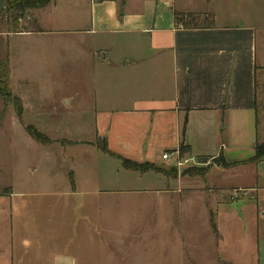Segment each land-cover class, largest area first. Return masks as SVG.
Wrapping results in <instances>:
<instances>
[{"label":"crops","instance_id":"0c3cea01","mask_svg":"<svg viewBox=\"0 0 264 264\" xmlns=\"http://www.w3.org/2000/svg\"><path fill=\"white\" fill-rule=\"evenodd\" d=\"M57 3L53 0L46 10L56 9ZM5 5L0 0V8ZM86 5L83 15L82 1L71 0V12L64 11L70 23L46 35H74L75 42L67 46L74 48L82 73L91 64L96 137L106 139L118 156L139 163L175 165L163 154L179 152L183 143L190 148L182 156L187 166L222 153L227 162L248 167V182L232 190L252 191L253 196H230L236 204L226 203L225 195L204 197L217 228L219 264H261L264 171L249 160L256 141H264V109L257 122L254 108L256 68L264 72V0H89ZM176 12L205 13L213 21L185 28L175 22ZM44 33L32 28L7 32L23 38ZM234 166L215 168L226 173ZM180 174L174 177L178 191L184 185L201 190ZM13 197L14 191L0 193V264H18ZM57 256L76 263L72 256Z\"/></svg>","mask_w":264,"mask_h":264},{"label":"rangeland","instance_id":"374dc122","mask_svg":"<svg viewBox=\"0 0 264 264\" xmlns=\"http://www.w3.org/2000/svg\"><path fill=\"white\" fill-rule=\"evenodd\" d=\"M81 1L84 15L89 0ZM69 3L58 0L52 11L33 10L34 21L22 15L21 28H39L45 31L41 36L9 37L7 25L0 27V55L9 59L11 91L23 105L18 114L14 100L0 96V193L14 191L17 263L55 264L57 254H66L75 264H219L218 236L204 195L238 203L230 196L236 185L248 182V167L236 164L221 173L216 160H198L204 178L185 177L201 190L184 185L178 191L174 176H184L193 165L159 161L156 167L172 176L166 177L126 169L119 158L100 151L96 142L103 139L96 137L90 108L91 64L82 73L74 48L67 46L74 35H46L70 23L64 12H71ZM194 14L185 19L191 25L213 21ZM102 53L96 52L97 60ZM28 126L38 135L32 137ZM261 128L264 132V114ZM245 194L255 193L240 192Z\"/></svg>","mask_w":264,"mask_h":264},{"label":"trees","instance_id":"16d2710c","mask_svg":"<svg viewBox=\"0 0 264 264\" xmlns=\"http://www.w3.org/2000/svg\"><path fill=\"white\" fill-rule=\"evenodd\" d=\"M53 0H5L6 5L3 9L0 10V27L4 24L7 25V32H21L24 28H21L20 24L18 23V20L22 17V15L27 14L28 11H33L35 9L45 8L48 6ZM194 13H175V22L179 25L184 26L185 28H198L200 25H191L186 19H192ZM208 20L212 18L208 14ZM34 17L30 18V20L34 21ZM211 23V21L209 22ZM26 29V28H25ZM40 31V29H36ZM11 84H10V62L9 59L5 60L0 55V96L3 99L9 100L13 99L14 101V108L18 112V114L22 113L23 105L22 100L12 94L11 91ZM254 108L256 110L257 115V122H258V116L261 110L264 109V72L256 68L255 71V103ZM185 128V124H184ZM28 133L35 137V135H38L37 131L32 126H28L26 128ZM46 139H48L46 137ZM97 148L106 153L110 156H116L119 159H121L122 165L124 168L129 170H138L141 172H148V171H158L163 172L160 168L156 167L154 163L149 162H143L139 163L133 160H130L128 158H124L121 156H118L116 153L112 152L107 145L106 139H103L102 143L96 142ZM255 154L254 156L249 160L255 163H260L264 159V141H260L259 139L256 141L254 145ZM190 151V148L183 143L180 145L179 152L181 156H184L186 153ZM199 160H207L208 158H198ZM220 166L229 168L231 166H234L235 163H229L225 160L222 153L219 155V157L215 158ZM170 171L174 172L175 175H177V168L172 167ZM206 174V171L203 170L201 167L193 166L189 167V169L185 170L183 175L184 176H199L204 177ZM176 177V176H174ZM211 225L214 229L215 233L217 234V228L214 222L213 217L211 218Z\"/></svg>","mask_w":264,"mask_h":264},{"label":"built area","instance_id":"2783aa9c","mask_svg":"<svg viewBox=\"0 0 264 264\" xmlns=\"http://www.w3.org/2000/svg\"><path fill=\"white\" fill-rule=\"evenodd\" d=\"M163 159L164 160H170L175 165L183 166V165L189 164L188 160L182 158V156L180 155V152H175V153L166 152V153L163 154ZM241 191H242V193H244L243 190H241V189L234 190L231 198L232 199L240 198L241 197L240 196V192Z\"/></svg>","mask_w":264,"mask_h":264},{"label":"water","instance_id":"95a60500","mask_svg":"<svg viewBox=\"0 0 264 264\" xmlns=\"http://www.w3.org/2000/svg\"><path fill=\"white\" fill-rule=\"evenodd\" d=\"M27 16L28 18H32V11H28L27 12ZM259 168L262 169L264 171V162H261L259 164ZM56 264H72L73 260L69 257H65V256H57L56 260H55Z\"/></svg>","mask_w":264,"mask_h":264}]
</instances>
